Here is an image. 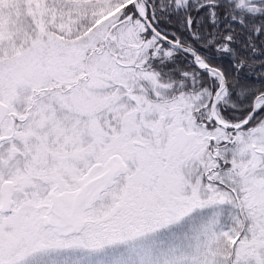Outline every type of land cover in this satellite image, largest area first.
Returning <instances> with one entry per match:
<instances>
[{"label": "snow or ice", "instance_id": "6c2138e0", "mask_svg": "<svg viewBox=\"0 0 264 264\" xmlns=\"http://www.w3.org/2000/svg\"><path fill=\"white\" fill-rule=\"evenodd\" d=\"M0 264H264V0H0Z\"/></svg>", "mask_w": 264, "mask_h": 264}]
</instances>
